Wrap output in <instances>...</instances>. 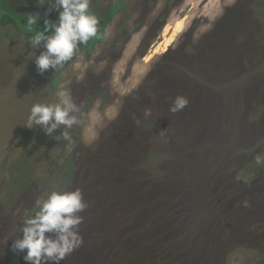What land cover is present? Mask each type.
I'll return each mask as SVG.
<instances>
[{
    "label": "rangeland",
    "instance_id": "obj_1",
    "mask_svg": "<svg viewBox=\"0 0 264 264\" xmlns=\"http://www.w3.org/2000/svg\"><path fill=\"white\" fill-rule=\"evenodd\" d=\"M89 4L97 36L43 74L0 9V264H26L10 245L38 199L77 188L83 243L60 264H264V0ZM61 89L71 143L24 125Z\"/></svg>",
    "mask_w": 264,
    "mask_h": 264
},
{
    "label": "clouds",
    "instance_id": "obj_2",
    "mask_svg": "<svg viewBox=\"0 0 264 264\" xmlns=\"http://www.w3.org/2000/svg\"><path fill=\"white\" fill-rule=\"evenodd\" d=\"M44 3V0H43ZM89 0H54V5L44 16L33 13L27 17L25 28L32 32L28 38L29 59L33 60L38 71L43 74L52 69L54 72L71 60L76 49L97 36L99 20L89 12ZM58 11V19L52 21L48 12ZM43 19V28L34 30L39 20ZM43 45V50L37 55V49ZM55 103H35L30 109L27 128L39 127L46 135L71 143L68 129L77 124L76 113L78 105L70 93L64 89L56 93ZM189 101L183 95H177L170 106V111H182ZM145 117L151 116V110L146 109ZM139 123V121H137ZM60 129L57 135L56 130ZM164 131V130H163ZM162 132V131H161ZM257 164L264 163L260 156ZM38 210L29 213L20 225L19 238L12 241L10 247L23 253L26 264H60V262L83 243L78 226L83 217L78 213L86 207L82 191L52 190L47 198L36 201ZM52 233L53 235H49Z\"/></svg>",
    "mask_w": 264,
    "mask_h": 264
},
{
    "label": "flooded vegetation",
    "instance_id": "obj_3",
    "mask_svg": "<svg viewBox=\"0 0 264 264\" xmlns=\"http://www.w3.org/2000/svg\"><path fill=\"white\" fill-rule=\"evenodd\" d=\"M38 4L39 6L41 5V7H38ZM34 5L38 8L35 9ZM53 5H54V0H44V3L43 0H0V9L4 10L3 15L9 16L14 20V22H17V20L20 22H24V20L26 21L27 17L33 13H39L41 17H43L45 12L48 9H51ZM89 12L97 16L100 24L101 21L100 18L98 17L99 11H97V9L95 10L93 9V10H89ZM48 18L52 21H56L58 19V11L57 10L49 11ZM33 28H35V30H39V28L42 29L43 19L39 20L37 22V25H34Z\"/></svg>",
    "mask_w": 264,
    "mask_h": 264
},
{
    "label": "bare ground",
    "instance_id": "obj_4",
    "mask_svg": "<svg viewBox=\"0 0 264 264\" xmlns=\"http://www.w3.org/2000/svg\"><path fill=\"white\" fill-rule=\"evenodd\" d=\"M184 23V16L175 20L173 24H166L163 28V40L156 43L150 52L145 55L144 60L149 61L155 52H159L161 49L164 51L172 42L174 36L182 29Z\"/></svg>",
    "mask_w": 264,
    "mask_h": 264
},
{
    "label": "trees",
    "instance_id": "obj_5",
    "mask_svg": "<svg viewBox=\"0 0 264 264\" xmlns=\"http://www.w3.org/2000/svg\"><path fill=\"white\" fill-rule=\"evenodd\" d=\"M1 22L3 24H6V23H12V22H14V20L12 18H10L9 16H7V15H3L2 18H1Z\"/></svg>",
    "mask_w": 264,
    "mask_h": 264
}]
</instances>
